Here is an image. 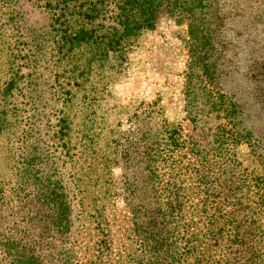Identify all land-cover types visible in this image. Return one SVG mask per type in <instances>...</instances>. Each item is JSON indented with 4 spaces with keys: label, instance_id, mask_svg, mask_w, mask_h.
<instances>
[{
    "label": "trees",
    "instance_id": "1",
    "mask_svg": "<svg viewBox=\"0 0 264 264\" xmlns=\"http://www.w3.org/2000/svg\"><path fill=\"white\" fill-rule=\"evenodd\" d=\"M19 1L0 0V254L8 264H45L46 259L49 264H73L69 243L74 217L62 172H70L71 183L81 182L77 176L84 175L87 196L102 203L101 195L89 187L96 190L105 179L98 160L107 164L104 158L112 147L115 152L109 156H119L124 167L155 177L167 149L179 148L182 140L180 129L167 127L168 139L142 134L126 144L110 141L108 113L97 93L121 74L141 35L154 30L164 15L189 22L190 38L199 48L206 45L202 41L211 42L204 19L207 2L28 0L49 16V25L44 33L27 34L19 25ZM197 58L204 65V76L213 80L212 55ZM209 105L211 111H223L229 125L237 116L235 103L225 95L219 105L215 101ZM243 140L236 129L225 128L219 141L237 146ZM195 150L190 155L202 159L201 151ZM214 167L211 160L203 159L192 168L200 189L192 200L201 205L193 208L190 256L184 261L169 232L170 219L182 213L176 208L179 187L170 196L155 199L162 208H134V233L145 253L138 264H264V205L249 204L250 188L236 187L222 194L220 185L214 184L217 175L209 170ZM179 168L177 161L169 166L172 172ZM261 182L258 189L264 195V179ZM220 198L233 205L246 201L233 209L242 218L218 223L215 212ZM90 209L94 215L87 211L79 215L86 223L93 220L101 225L108 219L100 206L92 203ZM12 221L14 229L22 232L6 238L3 228ZM35 225L43 226V232L36 234Z\"/></svg>",
    "mask_w": 264,
    "mask_h": 264
},
{
    "label": "rangeland",
    "instance_id": "2",
    "mask_svg": "<svg viewBox=\"0 0 264 264\" xmlns=\"http://www.w3.org/2000/svg\"><path fill=\"white\" fill-rule=\"evenodd\" d=\"M206 2L205 28L210 29L211 42L202 41L206 45L199 48L190 38L189 22L181 23L164 15L154 30L141 35L121 74L107 89L97 93L108 113L105 122L111 130L110 141L126 144L128 140L137 141L142 134L168 139L167 127L180 129L182 140L179 148L167 149V160H163L155 177L124 167L119 156H109L115 152L112 147L104 158L107 164L102 158L98 160L105 179L96 190L89 187L101 195L102 203L87 196L84 175L77 176L81 182L71 183L70 172H62L74 217L69 243L73 255L69 260L73 264H138L145 253H141L134 233V208H162L155 199L164 194L170 196L175 187H179L180 195L176 208L182 213L177 219H170L173 223L169 232L178 241L184 261L190 256L187 243L193 238V208L201 203L192 200L193 193L200 191L192 168H197L203 159L215 165L209 170L217 175L218 182L214 184L220 185L218 190L222 194L236 187L250 188L249 204L253 208L264 205V195L258 189L264 179V0ZM16 7L21 15L19 25L25 33L47 31L49 16L36 3L20 0ZM203 53L212 55L213 80L204 76V65L198 61ZM222 95L237 108L231 125L223 111L209 110L210 101L219 105ZM225 128L236 129L243 135V142L230 146L219 141ZM194 148L195 152L201 151L202 159L190 155ZM175 161L180 168L172 172L169 166ZM162 167L165 168L161 170ZM92 203L104 209L108 217L101 225L93 220L86 223L79 217L84 211L94 215ZM245 203L239 200L238 205H233L229 200L218 199L217 222L232 217L241 219L242 216L233 214V209L242 208ZM205 223H200V228ZM32 229L36 234L43 232V226L35 225ZM3 230L6 238L22 232L14 229L13 221ZM2 259L0 254V264H8ZM44 263L49 264V260Z\"/></svg>",
    "mask_w": 264,
    "mask_h": 264
}]
</instances>
